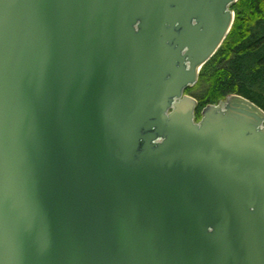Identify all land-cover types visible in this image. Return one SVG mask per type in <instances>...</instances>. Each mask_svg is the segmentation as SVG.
I'll list each match as a JSON object with an SVG mask.
<instances>
[{
  "label": "water",
  "instance_id": "obj_1",
  "mask_svg": "<svg viewBox=\"0 0 264 264\" xmlns=\"http://www.w3.org/2000/svg\"><path fill=\"white\" fill-rule=\"evenodd\" d=\"M240 0H0V264H264V110L197 85Z\"/></svg>",
  "mask_w": 264,
  "mask_h": 264
},
{
  "label": "trees",
  "instance_id": "obj_2",
  "mask_svg": "<svg viewBox=\"0 0 264 264\" xmlns=\"http://www.w3.org/2000/svg\"><path fill=\"white\" fill-rule=\"evenodd\" d=\"M232 10L235 23L230 35L203 67L197 85L185 92L198 100L196 121L206 106L230 95L242 96L264 110V0H240ZM207 81L206 96L200 90Z\"/></svg>",
  "mask_w": 264,
  "mask_h": 264
},
{
  "label": "rangeland",
  "instance_id": "obj_3",
  "mask_svg": "<svg viewBox=\"0 0 264 264\" xmlns=\"http://www.w3.org/2000/svg\"><path fill=\"white\" fill-rule=\"evenodd\" d=\"M235 13V12H234ZM210 88V82L209 81H207L204 85H203V87L201 88V90H200V94H205L206 96H207V93H205V92H207V90ZM197 93H198V91H197ZM191 96V95H190ZM193 97V96H192ZM222 101V100H221Z\"/></svg>",
  "mask_w": 264,
  "mask_h": 264
}]
</instances>
